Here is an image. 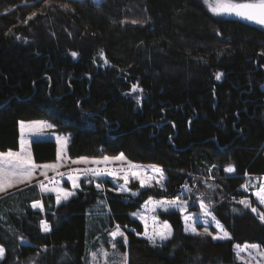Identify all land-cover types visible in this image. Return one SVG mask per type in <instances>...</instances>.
<instances>
[{
  "label": "trees",
  "instance_id": "obj_1",
  "mask_svg": "<svg viewBox=\"0 0 264 264\" xmlns=\"http://www.w3.org/2000/svg\"><path fill=\"white\" fill-rule=\"evenodd\" d=\"M263 86L264 27L216 17L200 0H0V152L18 150L19 122L45 119L68 134L70 158L123 153L166 176L164 187L134 197L85 178L60 205L35 184L0 196V264H86L96 238L116 225L127 236L126 246L115 241L126 264H244L235 244L264 251V211L241 187L264 176ZM30 148L35 163L56 158L53 140ZM197 195L211 200L231 240L186 233L169 210L159 217L173 236L154 247L131 217L150 197ZM98 199L106 207L91 214ZM38 200L43 211L31 207Z\"/></svg>",
  "mask_w": 264,
  "mask_h": 264
},
{
  "label": "snow or ice",
  "instance_id": "obj_2",
  "mask_svg": "<svg viewBox=\"0 0 264 264\" xmlns=\"http://www.w3.org/2000/svg\"><path fill=\"white\" fill-rule=\"evenodd\" d=\"M208 0H205V3H207ZM210 10L214 15H228V16H236L238 18H242L244 20L256 23L258 25L264 26V0H254V2H231V0H215V6L210 5ZM133 23H136L137 21H132ZM72 57H76L78 54L77 52L71 53ZM100 56L103 57L104 53L103 50L100 52ZM104 63L107 64V60H104ZM220 73L216 74V79L220 80L221 78ZM132 91L133 92H143V89L139 87L138 84L132 85ZM137 103H140V97H137ZM25 124L21 122L20 124V130H21V140H20V151L19 152H12L9 150L6 153H0V191L5 190V182L6 178L8 177H17V183H22L24 181H30L33 178V174L35 171L39 168L42 169L41 175L45 177V179H48L51 181L52 178L48 177L47 171L49 169L56 168V165H37L33 159L30 153L25 152V144L28 142L24 139L23 133L25 131ZM54 126L51 123H46L43 121H35L31 124L27 125V128L32 132V135H43L44 129H51ZM60 138L57 137V141L59 142ZM34 142V141H33ZM57 159H60V154L58 152ZM119 161H124L126 158L124 157L123 153H121L118 157L115 158ZM104 162L109 161V157L103 158ZM82 161H73V163H80ZM93 163H100V161H93ZM5 167H7V172L5 171ZM154 173H158L159 177L157 178L155 175H148L147 171H131L130 173H125L123 176L124 179V185H127L129 183L128 176L131 175L137 180H139L140 187L146 188V187H152L153 181H155V184H160L162 180L165 179L164 177V171L163 169L153 165L151 166ZM215 167V165H213ZM129 168H135L134 165L129 163ZM76 172L83 171L85 177H88L89 175L92 177H102L105 173L102 172L99 169H84V170H73ZM227 173H233L235 171V168L233 166H228L224 169ZM108 175L115 176V172H108ZM61 176H63V173H60ZM81 177L79 175L68 176V181L71 182V190L64 189L61 187H46L43 181H39V188L41 192H47V193H55V200L56 204L60 205L62 202H67L70 200V198L74 197L76 195V189H79L81 187L79 180ZM90 183L91 180H88ZM59 183V182H56ZM12 186V181L9 179L7 180V187ZM161 187H163L162 184H160ZM184 190L190 191V189L187 187V185H184ZM211 187V186H210ZM245 191L248 189V185H242L241 186ZM96 188L100 189L101 185L99 183L96 184ZM120 191L127 192L129 191L125 186L120 187ZM131 195L136 196L140 195L138 192H133ZM203 195V194H202ZM258 200V202L261 205H264V183L260 184L258 191H255L252 193ZM151 203L152 204V210L155 211L156 208H162L164 211L169 210H177L182 216L185 224V232L190 233L192 235L204 237V236H211V238L215 241H224V240H231V234L224 228V226L220 223V221L216 218L215 215L212 214V211H210L211 206V200H209V204H205V202L201 199L199 201V208L200 213L196 216L193 215H184V213L187 212L188 208L190 207V203L187 200L181 201L179 198L177 200L167 202V201H155L153 202L151 200V197L149 198V201H146V205ZM193 204L196 202L193 201ZM241 205H243L245 208H251V211L253 213H257L258 209L255 207H251V201L247 199H241L239 201ZM31 207L33 209L39 208L41 211H43V204L41 201H35L32 203ZM233 212H236L237 209H233ZM135 215V214H134ZM259 217L261 222H264V213H259ZM142 222L144 223V232L142 235L149 241V243L152 246H156L157 242H166L173 236V230L171 228V225L168 224L166 221L163 222L162 225H157V222L155 218L153 219V227L152 230H149V226L147 221L141 217ZM202 221L204 228L203 231H198L196 224ZM210 225H214L216 228V233L213 234L212 231L209 230ZM40 227L41 230L45 233L51 231V226L47 223L45 220L40 221ZM126 227V226H125ZM110 237L112 238L111 247L116 248V238L117 237H123V242L125 246L127 245V236L125 235V232L121 230L120 225H116L115 230L111 231L109 233ZM138 235H140L138 233ZM234 249H238L236 252V256L238 259H240V252L246 251L248 248L251 249H258L259 245L252 244L247 245L245 244L243 247L239 245H234ZM101 254L107 257L108 253L104 251L103 249L100 250ZM93 260H95L97 253L93 252L92 254ZM5 258V248L3 246H0V260H3Z\"/></svg>",
  "mask_w": 264,
  "mask_h": 264
},
{
  "label": "rangeland",
  "instance_id": "obj_3",
  "mask_svg": "<svg viewBox=\"0 0 264 264\" xmlns=\"http://www.w3.org/2000/svg\"><path fill=\"white\" fill-rule=\"evenodd\" d=\"M93 1L100 2L101 0H93ZM200 1L203 3V6L211 14H213L212 11L210 10L209 6L210 5L215 6V0H208L207 3H205V0H200ZM231 2H245V1H242V0H231ZM249 2H254V0H249ZM214 16L220 17V18L231 17V16H228V15H220V16L214 15ZM35 121H43V122H46V123H50L49 121H47L45 119L33 120V121H21L26 126L25 127V131H24L25 133H23L24 139H26V133L28 134V132H29V129L27 128V125H29V124H31L32 122H35ZM21 122H20V124H21ZM51 129H53V128H51ZM50 131H49V129H44V134L43 135H36L33 139L26 140V141H28L26 144H28L31 140H33V141H38V140L41 141L43 138H49V136L51 137ZM56 134H58L57 137L60 138L59 142H61V143L65 142V146H66L67 142H68V134H61V133H56ZM21 136H22V134H21ZM118 155H120V154H118ZM106 157H109V161H107L105 163V165H100V164H102L104 162L103 161L104 157H99V158L82 157L83 159L89 160V162H90L89 164L91 165L90 167H85L84 169H99V170H101L102 172L105 173L102 177H99V178L92 177L90 175L88 177H83V178H85L87 180H91V182L93 183L94 186H96V184L99 183L101 185V188L98 189V191H100V192L103 190V185H102L101 182H103L104 180H107L108 182H110L113 185V190L114 191L134 197L133 195H131V193L138 192L142 188L140 187L139 180H137L136 178H134L131 175L128 176L129 183L127 185H124L123 176H124L125 173H130L131 171H144V170H146L148 175H155L157 178L159 177L158 173H154L153 172V169L151 167V166H153L152 164H135V163L130 162L127 159H125L124 161H119V160L115 159L116 157H118L117 155H116L115 158H112L113 156H106ZM93 161H100V163H93ZM129 163L134 165L135 168H129ZM157 167H159V166H157ZM159 168H161V167H159ZM84 169H80V170H84ZM70 172H76V171L70 170ZM108 172H115L116 175L115 176L108 175L107 174ZM164 177H165V179L160 182V184H162L163 187L165 186V182H166L165 173H164ZM41 180L42 179H39V181H41ZM44 180H48V179H44ZM48 181L50 183L52 182V184L54 183L53 179H51V181L50 180H48ZM262 183H264V176H262L260 178H257V179L251 180L249 182V186L251 188L247 189V191L251 192V193H253L255 191H258L259 186ZM160 184H155V181H153V186L161 187ZM122 185L125 186L129 191H127V192L120 191V187ZM134 185L137 186V187H134ZM27 186H29V185H27ZM62 186L64 187V189L71 190L70 184L63 183ZM146 188H149V187H146ZM192 197L193 196H191V200H187L190 203V207L188 208L187 212L184 213V215L196 216L197 214L200 213L199 201L202 199L205 202V200H204L205 197H203V196L197 195V198H192ZM254 198L258 202V200L256 199L255 196H254ZM151 200L153 202H155V201L171 202V201H174V200H177V199L168 200V199L151 198ZM179 200L184 201L182 199H179ZM146 201H149V198L147 200H145V202L141 205L140 209H138L137 211H134V212L131 213V217L139 220L141 222V224L143 225V232H144L145 229H144V223L142 222L141 217H143L147 221L150 231L152 230V227H153V219L154 218H155V220L157 222V225H162L163 222H165L164 220L160 219V217H159V213L160 212H164V210L162 208H156V210L153 211L152 210V204L149 203V204L146 205ZM193 201H195L196 203L193 204L192 203ZM103 204L105 205L104 201H103ZM103 204H102L101 200L98 199L97 202L92 206V210H90L91 214H94L95 212H98L101 209L100 207L103 206ZM258 204L261 206L262 210L264 211V205H261L259 202H258ZM105 207H106V205H105ZM175 211H177V210H175ZM181 219H182V222H183V228L185 229V224H184V220H183V216L182 215H181ZM196 227H197L198 231H203V228H204L203 222L199 221L196 224ZM113 230H115V228L112 229L111 231H113ZM209 230L212 231L213 234H215L216 231H217L214 225H210ZM109 233L107 235L103 236V237L102 236H98L96 238L95 247L91 246L92 248H90L88 250L87 259H86V262H85L86 264H126L127 263L126 253L123 252L117 245H116L115 249L111 247V243L110 242L112 241V238L110 237ZM121 238H123V237H121ZM245 244H247V243H245ZM245 244H241L239 246L243 247ZM235 245H238V244H235ZM247 245H252V244H247ZM101 249H103L104 251H106L108 253L107 257H105L104 255L101 254V251H100ZM234 250H235V254H236L238 249H234ZM93 252L97 253V256H96L95 260H93L92 255H91ZM236 258H237V256H236ZM238 260L243 262L244 264H264V251L261 250L260 248H258V249L248 248L246 251L240 252V259H238ZM27 264H33V263H32V261H29Z\"/></svg>",
  "mask_w": 264,
  "mask_h": 264
},
{
  "label": "crops",
  "instance_id": "obj_4",
  "mask_svg": "<svg viewBox=\"0 0 264 264\" xmlns=\"http://www.w3.org/2000/svg\"><path fill=\"white\" fill-rule=\"evenodd\" d=\"M49 131H50L51 137L49 136V138H43L42 140H53V141H55L56 146H57V148H56V158L52 162L36 163V164L37 165H46V164L47 165H56V168L49 169L47 171L48 177H50V178L52 177L54 183L52 184V182L50 183L48 180H44L45 177L40 174L42 169L38 168L35 171V173L33 174V178L30 181H24L22 183H17L16 182L17 179H18L17 177H8V178H6L5 190L4 191H0V196H3L5 194H8V193L13 192L15 190H18V189L23 188V187H25L27 185H30V184L31 185L32 184L37 185L39 191H41L40 188H39V183H38L39 179H42L41 181L44 182L46 187H61V188H64L62 186L63 183L70 184V186H71V182L68 181V176L69 175H72V176L79 175L81 177V179L83 177H85L83 171H80V172L76 173V172H70V170H72V171L73 170H77V169L80 170V169H84L85 167H90L91 165L89 164L90 163L89 160L83 159L82 157L70 158L68 156V154H67V145L65 146V142H63V143L58 142L57 141L58 134H56L55 132H52V129H49ZM35 136L32 135V132L29 130L28 134L26 133V139L25 140L33 139ZM20 140H21V130H20V122H19V148H18L17 151H12V152H19L20 151ZM32 142H33V140H31L28 144H25V152L26 153H30L31 156H32V153H31V148L30 147H31V143ZM58 152L60 154V159L59 160L57 159ZM0 153H6V152H0ZM117 156H119V155H117ZM104 157H106V156H104ZM115 157L116 156H113L112 158H115ZM32 159H33V156H32ZM73 161H82V162L73 163ZM105 163L106 162H103L100 165H105ZM5 171L7 172V167H5ZM60 173H63V176H61ZM9 179L12 181V186L11 187H7V180H9ZM80 180H79V182H80ZM56 182H59V183H56ZM76 190H78V189H76ZM43 193H47V192H43ZM50 194H52L54 196V199H55V193H50ZM55 203H56V200H55Z\"/></svg>",
  "mask_w": 264,
  "mask_h": 264
},
{
  "label": "water",
  "instance_id": "obj_5",
  "mask_svg": "<svg viewBox=\"0 0 264 264\" xmlns=\"http://www.w3.org/2000/svg\"><path fill=\"white\" fill-rule=\"evenodd\" d=\"M245 2H248V1H245ZM232 17L235 18V19H238L239 21H241V22H243V23H247V24H251V25H255V26L264 27V26L258 25V24H256V23H253V22H250V21L244 20V19H242V18H238V17H236V16H232Z\"/></svg>",
  "mask_w": 264,
  "mask_h": 264
}]
</instances>
